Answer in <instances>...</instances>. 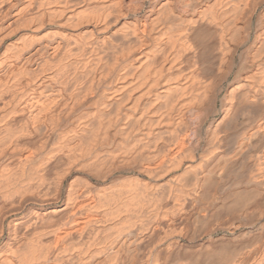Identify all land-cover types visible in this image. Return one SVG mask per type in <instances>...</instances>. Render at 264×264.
Listing matches in <instances>:
<instances>
[{
    "label": "bare ground",
    "instance_id": "bare-ground-1",
    "mask_svg": "<svg viewBox=\"0 0 264 264\" xmlns=\"http://www.w3.org/2000/svg\"><path fill=\"white\" fill-rule=\"evenodd\" d=\"M0 264H264V0H0Z\"/></svg>",
    "mask_w": 264,
    "mask_h": 264
}]
</instances>
